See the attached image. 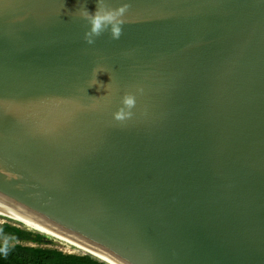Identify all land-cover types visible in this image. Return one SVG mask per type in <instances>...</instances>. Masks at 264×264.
Masks as SVG:
<instances>
[{
	"label": "water",
	"instance_id": "1",
	"mask_svg": "<svg viewBox=\"0 0 264 264\" xmlns=\"http://www.w3.org/2000/svg\"><path fill=\"white\" fill-rule=\"evenodd\" d=\"M107 2L88 44L96 0H0V213L117 264H264V0Z\"/></svg>",
	"mask_w": 264,
	"mask_h": 264
},
{
	"label": "trees",
	"instance_id": "2",
	"mask_svg": "<svg viewBox=\"0 0 264 264\" xmlns=\"http://www.w3.org/2000/svg\"><path fill=\"white\" fill-rule=\"evenodd\" d=\"M46 241L42 232L0 222V264H110L89 252L63 251Z\"/></svg>",
	"mask_w": 264,
	"mask_h": 264
},
{
	"label": "clouds",
	"instance_id": "3",
	"mask_svg": "<svg viewBox=\"0 0 264 264\" xmlns=\"http://www.w3.org/2000/svg\"><path fill=\"white\" fill-rule=\"evenodd\" d=\"M129 8L130 5L127 2L112 7L107 0H96L95 12H89L86 6L81 5L77 13L90 25L84 33V40L88 44H93L95 39L105 32H108L112 39L118 40L123 34V25L126 23L125 15ZM102 72H106V70L103 68L93 69V79L90 82V87L98 85L99 87L108 89L109 83L104 84L97 79V74ZM93 98L96 97L93 96ZM121 103L124 107L131 109L135 105V99L131 94L126 93L122 97ZM125 115L124 108H120L114 113V117L117 120L124 119Z\"/></svg>",
	"mask_w": 264,
	"mask_h": 264
},
{
	"label": "bare ground",
	"instance_id": "4",
	"mask_svg": "<svg viewBox=\"0 0 264 264\" xmlns=\"http://www.w3.org/2000/svg\"><path fill=\"white\" fill-rule=\"evenodd\" d=\"M0 216H2V217H4V218H8V219L13 220V221H16V222H19V223H21V224H23V225H26L27 227H29V228H31V229H34V230L39 231V232H42V234L44 233V235H45V234L51 235V236H53V237H55V238H57V239H59V240H62V241H64V242H66V243L69 244V245H72V246H74V247H77V248H79V249H82V250H84L85 252H89V253H91L92 255L96 256L97 258H100V259H102V260H104V261H106V262H108V263H110V264H117L116 262H114L113 260H111V259H109L108 257L104 256L103 254H101V253H99V252H97V251H95V250H92V249H90V248H88V247H85V246H83V245H81V244H78V243H76V242H74V241H71V240L66 239V238H64V237H61V236H58V235H56V234L50 233V232H48V231L42 230V229L37 228V227H35V226L29 225V224H27V223L21 222V221H19V220H16V219H14V218H12V217H9V216H7V215H4V214H2V213H0Z\"/></svg>",
	"mask_w": 264,
	"mask_h": 264
},
{
	"label": "rangeland",
	"instance_id": "5",
	"mask_svg": "<svg viewBox=\"0 0 264 264\" xmlns=\"http://www.w3.org/2000/svg\"><path fill=\"white\" fill-rule=\"evenodd\" d=\"M2 221H8V222H11L13 224H17V225H19L21 227L31 229V228L27 227L26 225H23V224H21L19 222H16V221H13V220H10L8 218H4V217L0 216V222H2ZM32 230H34V229H32ZM45 236L47 238L46 245H48V246H53V247L59 248V249H61L63 251H67V252H76V253L85 252L84 250L79 249L77 247H74L72 245H69L66 242H64L62 240H59V239H57V238H55V237H53L51 235L45 234ZM28 243L31 244V242H28Z\"/></svg>",
	"mask_w": 264,
	"mask_h": 264
}]
</instances>
